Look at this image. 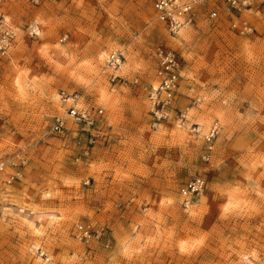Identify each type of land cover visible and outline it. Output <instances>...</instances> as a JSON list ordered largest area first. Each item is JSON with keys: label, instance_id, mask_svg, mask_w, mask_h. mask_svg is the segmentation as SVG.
I'll use <instances>...</instances> for the list:
<instances>
[{"label": "rangeland", "instance_id": "obj_1", "mask_svg": "<svg viewBox=\"0 0 264 264\" xmlns=\"http://www.w3.org/2000/svg\"><path fill=\"white\" fill-rule=\"evenodd\" d=\"M4 7L20 38L0 53V264H264V0L240 12L202 3L178 35L156 18L153 0ZM33 13L44 21L40 36L31 34ZM160 43L182 61L162 118L148 89L159 82ZM115 50L125 55V82L105 71ZM62 89L82 93L96 120L89 131L76 122L52 130L68 106ZM198 177L203 188L183 196ZM77 222L101 232L85 240Z\"/></svg>", "mask_w": 264, "mask_h": 264}, {"label": "built area", "instance_id": "obj_2", "mask_svg": "<svg viewBox=\"0 0 264 264\" xmlns=\"http://www.w3.org/2000/svg\"><path fill=\"white\" fill-rule=\"evenodd\" d=\"M221 2L224 6H227L230 10L242 11L247 5V0H153V7L156 13L157 19H159L166 28L173 35H178L180 30L188 29L192 27L196 22L197 9L200 4H210L211 2ZM3 0H0V16L4 17L0 20V53L7 54V50L10 47H14L18 42L17 33L10 26L5 25V16L3 10ZM218 15V9L212 7L209 10V16L214 17ZM236 25V22H234ZM243 27L248 28L246 21L243 22ZM32 34V33H31ZM117 52V53H116ZM110 53L107 57L106 65L111 68V80L114 81L116 78L123 79L125 82L127 79L124 75L117 73L116 71L120 68L122 62L125 60V55L116 51ZM124 56V60L119 59V55ZM154 54L157 59V75L159 76V82L157 85H150L149 98L151 100L153 109L158 118L167 117L173 110V101L176 92L180 86V78L182 71V61L178 52L166 46L163 43L158 44L154 49ZM113 70V71H112ZM132 83L138 84L140 77L136 75L132 80ZM61 100L68 103V107L64 112L58 113L55 116L52 130L63 131L70 128L71 122H76L83 130H90L96 124L95 116L85 104H79L83 95L80 91H68L62 89L59 92ZM71 110V114L69 113ZM103 107L95 108V111L99 114L103 113ZM218 131L217 124H215L209 135L208 140ZM93 140V138H91ZM4 168V163L0 161V169ZM19 172L17 171L16 175ZM14 177V174L12 175ZM204 180L200 177L192 180L182 188V192H197L203 188ZM191 189V191H189ZM75 230L78 237L85 240H89L93 235L100 234L101 228H95L90 222H77L75 224Z\"/></svg>", "mask_w": 264, "mask_h": 264}, {"label": "snow or ice", "instance_id": "obj_3", "mask_svg": "<svg viewBox=\"0 0 264 264\" xmlns=\"http://www.w3.org/2000/svg\"><path fill=\"white\" fill-rule=\"evenodd\" d=\"M31 2H32L34 8H36L38 10L40 8V6H41L42 0H31ZM3 19H4V17L0 16V20H3ZM37 19H38V17L36 15V13H33L32 14V21L35 22ZM41 23H43V21H41ZM32 32L35 34V36H40L41 35V33L37 32L35 28L32 29ZM60 38L62 40H67V39L70 38V34H66L64 32H61L60 33ZM29 43H31V41H29ZM117 55H119V59L121 61L124 60V56L122 54H117ZM69 113L71 114V110H69ZM4 125H5V120L4 119H0V126H4ZM229 163H232V162L229 161ZM215 175H217L215 172L209 173L208 180L211 181ZM65 183H67V181H65ZM83 183H84L85 186H90L91 184L95 183V181L91 180L89 178V179L84 180ZM189 191H191V189H189ZM207 195L209 196V202L212 201V193H207ZM220 195L223 196V195H226V193L222 191L220 193ZM158 202H160V201H158ZM181 204L185 205L184 208H186V202L185 201H181ZM213 207L215 208L216 205L213 204ZM228 208H229V205L226 204V206H225V211L226 212L228 211ZM38 227H39V225H37V228ZM199 243H201V242L198 241L197 244H199ZM196 246H197L196 244L192 245V248H195ZM187 250H188L187 248H185L183 246L181 247V251H187ZM57 251H59V249H57ZM133 251L136 252V251H139V249H134ZM124 256H128L129 259H131V256H129V253H128L127 250L124 252ZM121 264H124V262L121 261Z\"/></svg>", "mask_w": 264, "mask_h": 264}, {"label": "bare ground", "instance_id": "obj_4", "mask_svg": "<svg viewBox=\"0 0 264 264\" xmlns=\"http://www.w3.org/2000/svg\"><path fill=\"white\" fill-rule=\"evenodd\" d=\"M3 10H4V16H5V25H7V26H10V27H12L13 29H14V31L17 33V36H18V40H19V38H20V35H19V32L9 23V20L7 19V17H6V12H5V7H4V0H3ZM41 16L40 17H38V19L35 21V23L38 25V28L36 27V26H34V25H32V28H35L36 29V31L37 32H40L41 33V30H40V27L43 25V23H44V21H43V23H41ZM157 18V17H156ZM40 26V27H39ZM184 30H186V29H182V30H180V33L179 34H181ZM30 32H31V30H30ZM33 35H35L33 32H31ZM43 33V32H42ZM10 50H12V47H10V48H8V50H7V53L9 54V52H10ZM116 51H118V50H115V51H112V52H116ZM111 52V53H112ZM117 53V52H116ZM110 55V54H109ZM108 55V56H109ZM107 56V57H108ZM106 60H107V58L105 59V64H104V66L106 65ZM125 61V60H124ZM124 61L122 62V64H121V66H120V68H118V70L116 71L117 73H120V71H121V69H122V67H123V63H124ZM109 69H111V68H108L107 66H105V71H107V70H109ZM113 71V70H112ZM182 72V71H181ZM121 74V73H120ZM81 98V97H80ZM79 104H83V101H82V98H81V100H80V102H79ZM69 105V104H68ZM68 107V106H67ZM216 122V121H215ZM214 122V123H215ZM199 128H200V126H198ZM202 129V128H201ZM199 132H200V130H199ZM208 133V132H207ZM4 163V162H3ZM4 167H5V164H4ZM190 194H194L193 192H188V193H183L182 195L183 196H188V195H190ZM186 203L187 204H189V201L187 200V198H186ZM48 259V258H47ZM244 262H245V264H255L254 263V261H252V259H250V258H248V257H244Z\"/></svg>", "mask_w": 264, "mask_h": 264}]
</instances>
